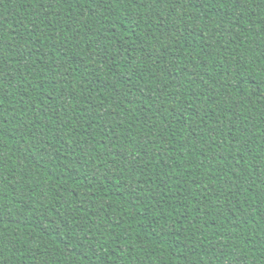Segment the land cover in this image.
Listing matches in <instances>:
<instances>
[{
    "label": "trees",
    "instance_id": "1",
    "mask_svg": "<svg viewBox=\"0 0 264 264\" xmlns=\"http://www.w3.org/2000/svg\"><path fill=\"white\" fill-rule=\"evenodd\" d=\"M0 264H264V0H0Z\"/></svg>",
    "mask_w": 264,
    "mask_h": 264
}]
</instances>
